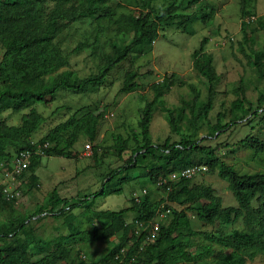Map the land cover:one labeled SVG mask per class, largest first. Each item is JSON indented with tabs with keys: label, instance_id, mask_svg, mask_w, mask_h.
Returning a JSON list of instances; mask_svg holds the SVG:
<instances>
[{
	"label": "trees",
	"instance_id": "trees-1",
	"mask_svg": "<svg viewBox=\"0 0 264 264\" xmlns=\"http://www.w3.org/2000/svg\"><path fill=\"white\" fill-rule=\"evenodd\" d=\"M137 1L140 8L138 14L123 11L122 4H113L111 0H0V114L29 110L18 126H11L6 120L0 121V164L14 159L22 151L32 152L26 171L31 175L32 184L37 187L35 170L40 166L42 157L76 158L78 152L73 148L81 133L92 146L96 165L102 164L96 157L99 150L96 142L108 106L102 109L98 105H93V108L84 106L34 143L33 134L45 122V117L36 110V106L42 104L49 107L59 90L85 94L89 87L102 86L110 73L124 61H129L131 68L124 75L122 93L140 89L142 74L138 68H134L135 61L152 51L154 42L163 30L176 27L181 32H187L196 16L186 13L183 5L187 1L189 6L199 4L202 0H164L160 6L156 5L157 0ZM240 4L243 18L252 16L246 9L247 0H240ZM204 6L202 22L207 24L214 14L213 8H208V3H204ZM79 23L91 26L93 32L90 33L92 36L77 43L72 54L89 49L92 55L99 56L101 60L98 73L84 78L69 69L60 72L71 63L63 42ZM244 26L248 24L243 22V31L247 33ZM106 33L107 37L104 36ZM102 36L106 42L102 41ZM128 37L131 41L122 49L113 40ZM245 38L248 36L245 35ZM208 42V38L203 39L199 50L193 53L197 77L204 79L207 88L206 100L201 101L196 88L189 85L194 98L184 101L182 107H167L164 97L178 82L175 73H167L161 83L152 85L153 98L147 100L140 111V132L132 136L135 146L132 148L130 140L122 135L113 136L118 156L122 158L130 150L131 157L124 166L111 171L102 190L93 197L104 194L107 183L127 184L134 179L131 172L138 171L140 165H144L139 171L144 184L163 191V194L156 198L147 191L135 197L127 209L96 212L94 219L104 220L101 228L93 227L92 231L71 232L68 236H61L49 253L33 262L27 243L2 245L0 264H88L85 256L79 255L75 247L88 245L98 239L110 245L104 256L92 264H248L264 257V172L241 174L218 156L214 148L200 143V140H209L218 132L223 133L230 126H238L245 118L250 117L249 123L252 124V119L258 116L260 110L264 114V109L260 106L254 108L247 98L245 80L241 78L235 87L236 99L232 107L219 112L215 124L210 122L220 79L212 58L206 65L200 60ZM106 43L112 49L110 53L103 51ZM247 55L264 87V49L253 50L252 56ZM181 84L185 85L184 82ZM263 99L262 90L259 102ZM159 108L166 115L172 132L180 139L173 140L169 136L163 144L153 142L151 123ZM227 117L228 122L223 124ZM201 126L207 128L204 139L199 138ZM238 144L250 148L257 156L264 154V138L259 135L249 133ZM194 165H205L207 172L217 174L227 182L236 204L224 206L217 189L212 185L192 186V180L185 178L176 182L169 180L171 175ZM54 193L55 190L47 206L38 207L31 217L45 212L59 216L68 208L73 209L85 201L71 203L66 198H55ZM13 202L0 194V213L4 212L7 203ZM162 204L171 211L168 221L161 223L156 239L143 246L141 251L144 238L151 229L144 232L139 225L154 220ZM56 209L57 215L54 213ZM127 212L136 214L134 223L124 218ZM15 213L11 207L12 219L0 228V241L11 235L17 236L31 219H21ZM190 213H196L210 230H194ZM113 237H117L115 244L111 241ZM35 245L39 253L45 251L44 243L36 242Z\"/></svg>",
	"mask_w": 264,
	"mask_h": 264
},
{
	"label": "rangeland",
	"instance_id": "rangeland-1",
	"mask_svg": "<svg viewBox=\"0 0 264 264\" xmlns=\"http://www.w3.org/2000/svg\"><path fill=\"white\" fill-rule=\"evenodd\" d=\"M137 2V0H111L113 4H122L124 6L123 11L138 14L140 8ZM164 2V0H157L155 3L160 6ZM204 3L209 4L208 8H213L214 14L207 24L202 22V14L205 10ZM183 9L186 13H193L196 16L192 19L189 30L181 32L176 27L163 30L154 42L152 51L135 61L134 68H138L142 74L139 79L142 86L140 89L128 94L122 93L124 75L131 68L130 62L124 61L110 73L102 86L89 87L85 94H76L64 89L59 90L55 101L49 107L42 104L36 106V110L45 117V122L33 134L34 143L40 141L55 126L77 113L78 109L84 106L93 108V105H98L101 109L108 106L96 142L99 145L96 157L102 164L96 165L93 159L92 146L83 133L79 135L73 148L75 152H78L76 158L42 157L40 166L35 170L38 177L37 187L32 184L31 175L27 171L20 176L12 175L13 159L0 164V183H3L4 179H8V185L22 193L20 200L5 205L4 212L0 213V228L9 224L12 219L11 207L15 209V214L20 215L21 219L31 218L24 231L17 236L11 235L9 238H4L0 241V246L27 243L30 247L29 256L33 262L49 253L55 244L61 240V236H68L71 232L92 231L93 227L101 228L104 220H95L96 212H118L127 209L130 207L131 201L135 197L141 196L144 191L152 193L156 198L163 194V191L144 184V179L139 177V171L144 165H140L137 168L138 171L131 172L134 179H131L127 184L107 183L105 193L93 197L94 194L102 190L111 171L124 166L131 157L130 150L126 151L122 158L118 156L114 148L113 136L122 135L125 139L130 140L132 148L135 146L132 136L140 132V111L145 107L146 101L153 98L152 85L161 83L167 73H175L178 82L176 81L177 83L164 97L167 107L178 108L182 107L184 101H191L194 94L189 85L196 88L201 101L206 100L207 88L204 79L197 77L193 58V53L199 50L203 39L208 38L209 42L205 46L200 60L206 65L212 58L216 74L220 79L214 109L209 117L210 122L215 124L219 112H224L232 107L236 99L235 87L241 78L245 80L247 98L254 104V108L260 106L264 109V99L259 102L260 92L264 91L263 83L260 82L261 77L256 69L249 63L247 55L252 56L253 50L264 49V0H247L246 9L252 16L246 18H243L242 15L240 0H202L199 4L190 6L187 1L183 5ZM243 22L248 24V26H244L247 33L243 31ZM92 32L91 26L87 24L79 23L74 26L70 37L67 36L63 42L64 48L70 55L71 63L68 68H63L60 72L69 69L76 72L81 78L98 73L101 63L99 56L92 55L89 49L78 54H72L77 43L92 36L90 34ZM245 35L248 38H245ZM104 36L107 37L108 33ZM102 39L103 42H106L104 37ZM90 40L93 41V39ZM113 40L121 49L131 41L129 37L114 38ZM111 50L108 43L103 45L104 52L110 53ZM1 54L0 49V57ZM182 82L185 85L181 84ZM262 111L260 110L258 116L252 119V124L249 123L250 117L245 118L238 126H230L223 133L218 132L209 140H200V143L214 148L218 156L222 157L228 165L234 167L241 174L263 173L264 154L257 156L250 148H243L238 144L249 133L264 138V114ZM28 112L29 110L19 113L5 111L0 114V121L6 120L11 126H18L21 124L23 115ZM229 118H225L223 124H226ZM182 126H184V122ZM206 132V126H201L199 138L204 139L207 136ZM151 135L155 144H163L169 136L173 140L180 139V136L172 132V127L161 108L155 113L151 123ZM225 144H229V146H224ZM169 180L176 182L179 178L174 175ZM191 180L192 186H214L222 198L224 206L236 204L227 182L217 174L207 172L196 175ZM53 190H55V198H66L71 203L77 204L79 201H85L73 209L68 208L59 216L45 212L37 217H31L38 207L47 206ZM177 207L181 208L180 206ZM56 212H58L57 209L54 213ZM189 216L194 230H210V227L204 226L199 220L196 213H190ZM124 218L131 223L136 218V214L127 212L124 214ZM167 221V218L163 220L165 223ZM111 241L114 244L117 243V237L111 238ZM36 242L44 243V252L39 253L35 245ZM109 245L103 239H98L88 245L74 247L79 255L85 256L88 264H92L93 261L104 256ZM63 264L68 263L64 262ZM248 264H264V257H259Z\"/></svg>",
	"mask_w": 264,
	"mask_h": 264
},
{
	"label": "built area",
	"instance_id": "built-area-1",
	"mask_svg": "<svg viewBox=\"0 0 264 264\" xmlns=\"http://www.w3.org/2000/svg\"><path fill=\"white\" fill-rule=\"evenodd\" d=\"M48 146V144H46ZM32 158V152L30 151H22L19 153L15 158L13 159V170H12V175L13 176H20L22 175L26 169L28 168L30 161ZM208 168L205 165H194V166H189L186 167L185 169L171 175L172 176H177L179 180L181 178L185 179H192L194 176L199 175V174H205L207 173ZM8 177V176H6ZM4 182L0 183V194L7 200V201H18L22 197V193L19 190H14L12 187L8 185V179H4ZM162 183H158V185H161ZM147 191H144L143 194H146ZM137 198V197H136ZM170 209H166L165 204H162L161 207L158 209L156 217L154 220L149 222L148 224H140L139 226L141 227V231H147L149 228L151 229L150 234L144 238L145 241L142 243L141 246V251L143 246H145L147 243L153 241L156 239L157 234L159 232L161 223L163 222L164 219L168 217L170 214ZM139 230V233L141 232ZM119 257H116V260H118ZM134 261V260H132ZM114 264V263H111Z\"/></svg>",
	"mask_w": 264,
	"mask_h": 264
}]
</instances>
